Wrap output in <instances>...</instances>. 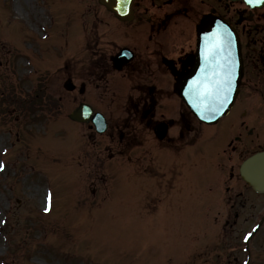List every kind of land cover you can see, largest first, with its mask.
<instances>
[{
  "label": "rangeland",
  "instance_id": "374dc122",
  "mask_svg": "<svg viewBox=\"0 0 264 264\" xmlns=\"http://www.w3.org/2000/svg\"><path fill=\"white\" fill-rule=\"evenodd\" d=\"M96 7H102L97 0H0V164L4 165L0 171V264H146L161 246L162 255L169 252L173 240H161L167 234L214 231L229 242L241 233L240 225L223 230L212 221L213 213L201 211L203 219L198 224L191 216L195 209H186L190 202L178 197L172 177L178 179L181 174L169 173L164 164L170 161L166 150L152 160L154 168L166 173L156 177L157 199L146 194L145 200L144 191L130 184L137 175L145 179L147 172L142 169L151 159L137 160L131 148L121 145V151L107 136L95 137L99 148H94L91 126L68 123L66 115L79 101L102 108L117 98L106 89L107 83L84 75L86 59L96 55L98 40L93 47H85L76 36L79 32L73 33L78 14L87 8L91 14ZM189 17L195 20L194 14ZM189 22L185 18L175 26L180 30ZM102 26L111 30L119 25L106 13ZM194 37L185 39L184 46H193ZM103 40L113 54L122 46L117 42L124 39L106 34ZM88 62L92 68L99 63ZM67 77L77 85L85 81V92L66 91L62 84ZM126 82L116 75L112 84ZM45 104L54 105L56 111H47ZM77 128L88 131L87 135ZM79 137L86 138L76 143ZM152 150L157 152L155 144ZM181 159L190 170L189 152ZM169 179L170 183H164ZM88 188L94 191L93 197ZM43 194L51 198L49 212H43ZM101 194L105 195L96 197ZM170 257L162 256L160 264H168Z\"/></svg>",
  "mask_w": 264,
  "mask_h": 264
},
{
  "label": "flooded vegetation",
  "instance_id": "af4514ba",
  "mask_svg": "<svg viewBox=\"0 0 264 264\" xmlns=\"http://www.w3.org/2000/svg\"><path fill=\"white\" fill-rule=\"evenodd\" d=\"M132 9L133 18L129 24L131 28L116 32L117 37L124 39L117 44L128 46L132 50V57L120 70H116L114 65L108 63L112 49L106 48L107 44L103 40L105 33L100 31L94 34L95 38L91 45L93 47L98 40L97 53L91 58L99 61L96 75L99 78H104L106 75H121L130 80L131 91L128 95L134 126L129 135L136 139L138 130L150 132L158 122L167 120L171 122L172 127L177 128L176 136L168 138L167 142L179 143L184 138V127L190 131L194 119L188 116L186 120L182 104L177 108V115L169 117L166 114L169 109L167 102L172 96L168 88L169 66L179 68L182 57L180 54L169 56L167 45L161 38L163 32L167 31L172 16L185 14L188 11H192L193 14L194 11H199V8L192 4L191 0H134ZM210 10L215 12L216 8L210 7L208 11ZM224 15L239 33L244 71L240 77L237 98L228 117L221 123L223 128L219 129L217 136H215L216 131L211 132V135L215 137V142L218 139L222 142L226 137L224 133L227 129L230 131L229 139L233 138L226 145L232 149V152L241 155L250 152L249 145L257 149L264 148V7L248 15L242 7L238 8L232 2H226ZM99 21L101 22L102 19L100 18ZM88 73L93 75L94 69ZM152 102L154 106L151 108ZM196 124L195 121L193 125ZM192 131L193 136H196L198 124ZM228 159L230 157L223 159L221 167L229 170L232 176L235 164L232 162L228 166L226 163ZM225 190L233 195L232 205H236L239 212L247 213L248 217L252 216L254 208L264 205V193L257 195V202L247 199L236 200L242 192H247L244 185L229 184ZM228 262H237V259ZM175 264L197 263L192 258L188 261L179 259ZM258 264H264V257L258 261Z\"/></svg>",
  "mask_w": 264,
  "mask_h": 264
},
{
  "label": "water",
  "instance_id": "95a60500",
  "mask_svg": "<svg viewBox=\"0 0 264 264\" xmlns=\"http://www.w3.org/2000/svg\"><path fill=\"white\" fill-rule=\"evenodd\" d=\"M101 3H104L105 6L113 11L117 16H124V13H120V10H124L128 5L129 0H99ZM264 0H261L259 3L250 4V6H260L263 3ZM215 19H210L208 21H205L201 27L198 29V35L200 40V34L202 35V32H208V36H202L201 42L199 41V45L201 43L202 45V51L200 52L199 58L194 63L191 72L193 73L196 67L198 66V63L200 61V66L198 67L197 71H200L203 74L199 75H186L187 84L185 85L188 87V89H197L195 99H197V103L201 105L202 102L207 101L208 108H211L212 102H214V97L209 95L206 98L204 97L203 93L206 87H208L210 82H215L218 75H221L219 73L221 72H236L238 68V73L240 72V59L238 54V45L236 43V37L233 34V43L237 55V63H233L230 59V57L227 55V59L225 56V43L226 38L220 37V35L214 34L212 36L211 27L214 24ZM224 32L222 28L218 29V34ZM201 32V33H200ZM219 48V51L216 52L215 55H212L213 49ZM237 74V73H236ZM238 76V75H237ZM194 80V82H192ZM225 108H222L220 111H222ZM83 111V108L78 107L74 113H72L70 116L73 118H79L76 117L77 114H81ZM210 121V120H208ZM254 160L252 165L248 167L246 171H243L242 175L246 181H248L250 184H252L256 188H262L264 187V167H261L260 162L264 160V154H257L250 158Z\"/></svg>",
  "mask_w": 264,
  "mask_h": 264
},
{
  "label": "snow or ice",
  "instance_id": "6c2138e0",
  "mask_svg": "<svg viewBox=\"0 0 264 264\" xmlns=\"http://www.w3.org/2000/svg\"><path fill=\"white\" fill-rule=\"evenodd\" d=\"M259 2H261V0H245V3H248V4H254V3H259ZM217 51H219V48H214L212 55H215ZM222 85H226L229 90L231 89L232 80H231L230 74L227 76L226 79L216 80L215 82H210L208 87H206L204 90V93H203L204 97L207 98L209 95L218 93ZM225 99H227V93H225ZM3 168H4V165L0 164V171H2ZM50 201H51V198L49 197V205H50ZM49 210H50V207H45V212H48ZM255 231L256 229H253L252 232H250L247 236H245L244 239L246 242L249 240L252 233Z\"/></svg>",
  "mask_w": 264,
  "mask_h": 264
}]
</instances>
